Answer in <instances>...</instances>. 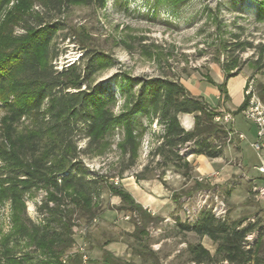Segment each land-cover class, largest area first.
I'll list each match as a JSON object with an SVG mask.
<instances>
[{"label":"trees","instance_id":"obj_1","mask_svg":"<svg viewBox=\"0 0 264 264\" xmlns=\"http://www.w3.org/2000/svg\"><path fill=\"white\" fill-rule=\"evenodd\" d=\"M74 5L103 9L106 0H0V195L16 213L19 205L23 208L26 194L33 190L45 193L37 208L38 223L15 221V235L28 241L35 256L13 252L7 240L0 244V264H83L80 253H71L73 228L76 221L88 223L101 215L104 192L120 199L118 207L107 209L129 214L134 228L127 235L137 243L142 241L146 229L158 218L122 186L90 176L83 164L84 157L102 156L109 150L117 133L121 135L116 144L121 176L135 166L150 118L162 126L154 150L157 164L171 167L185 178L193 170L187 161L189 154L218 158L227 140L225 128L213 120L217 113L178 79L161 76L130 81L121 89L125 108L115 114L114 96L90 86L92 77L104 67L102 57L84 50L85 62L55 69L54 42L64 29L57 18ZM255 19L264 22V0ZM248 47L260 51L255 63L264 68V44ZM220 68L222 83L210 76L204 79L218 90L220 105H224L229 101L227 81L240 70L235 65L222 64ZM256 94L264 103V85L256 87ZM247 105L244 97L233 116ZM182 114L194 116L192 130L181 126ZM79 142H85L83 148ZM175 223L180 233L207 237L216 247L212 255L200 243L189 244L192 264H264V232L253 248H245L247 236L258 223L243 226L244 221L218 219L211 210H202L192 222L175 219ZM133 254L141 264L154 256L143 246ZM95 263L135 264L103 249Z\"/></svg>","mask_w":264,"mask_h":264},{"label":"rangeland","instance_id":"obj_2","mask_svg":"<svg viewBox=\"0 0 264 264\" xmlns=\"http://www.w3.org/2000/svg\"><path fill=\"white\" fill-rule=\"evenodd\" d=\"M260 1L106 0L103 9L74 5L57 18L64 29L55 39L57 57L52 64L55 69L61 70L85 62L84 50L102 57L104 67L92 77L90 86L103 88L107 94L114 96L117 100L115 114L125 108L126 99L121 89L134 79L164 76L180 82L183 80L191 87L204 85V88L209 85L204 79L206 76L215 80L218 74H223L220 68L222 64L239 66V70L247 74V83H253L256 93V87L264 85V68L259 69L262 63H255L260 51L248 46L264 44V22L255 19ZM137 90L135 88L134 92ZM228 107L235 109L234 98ZM216 108L212 110H220ZM233 125L235 132L243 135L244 139L238 147L239 164L237 160L233 161V166H238L234 168L233 175L226 178L218 174L206 179L212 173L197 176L193 164L188 161L190 156L187 161L193 170L189 178L171 167L158 165L159 159L154 156V150L159 144L162 126L154 118H150V125L147 124L148 132L142 140L135 166L122 176L116 146L121 139L119 133L115 135L112 147L102 156L84 157L83 164L90 176L104 177L107 182L122 187L134 182L147 194L154 196L157 202H161V195L156 193L155 188L162 186L173 211L166 217L155 214L158 221L146 229L147 235L137 243L127 235L128 232L122 231H133L129 214L107 209L108 206L118 207L120 202L117 205L115 203L120 199L104 192L101 202L105 209L102 213L109 211V215L104 218L99 215L88 223L76 221L71 253L78 251L81 246L88 256L89 264H96L105 244L112 248L120 246V251L112 252L115 258L141 264L140 258L133 253L143 246L147 253L154 255L146 264H192L187 253L189 244L200 243L212 255L216 247L207 237L197 238L189 233H180L175 219L187 222L190 216V219L195 220L202 210L211 209L224 214L225 219L244 221L243 226L258 223L256 230L246 238L245 248H253L264 232V197L254 190L257 186L264 187V175L258 171L262 160L251 147L256 142L255 127L241 114L235 115ZM225 142L224 154L229 156L231 149L227 148L234 144V138L229 143L227 140ZM84 143L79 142V148H83ZM260 155L264 161V151ZM200 178L204 180L199 181ZM44 198V191H31L23 197L24 209L19 205L15 213L11 203L0 195V244L8 240V247L13 252L35 256L28 241L15 235L18 230L15 221L19 219L25 224L28 221L38 223L40 216L37 208ZM114 211L116 213L112 215ZM99 230H106L102 231L106 235L97 241L101 234ZM262 240L264 243V236ZM94 245L100 247L101 253L93 252Z\"/></svg>","mask_w":264,"mask_h":264},{"label":"crops","instance_id":"obj_3","mask_svg":"<svg viewBox=\"0 0 264 264\" xmlns=\"http://www.w3.org/2000/svg\"><path fill=\"white\" fill-rule=\"evenodd\" d=\"M223 79H224V75L218 74L217 79H215L214 81L216 83H222ZM181 83L193 96L202 97L210 108L217 107L216 110L220 109L232 114L242 104L244 100V87L247 84V74H244L243 72L240 71L236 76L228 79L227 92L229 95V101L224 103V105H220L219 92L216 88L210 85L205 86L204 88H203L204 85L201 87H193V86L191 87L183 80H181ZM233 98L235 99L236 107L235 109H230L228 105L231 103ZM179 121L181 126L185 130L187 131L192 130L194 125L193 115L182 114L179 116ZM233 124L231 128L234 131H236L235 125ZM240 141H242V139H238L237 137L234 138V144L230 146L231 148L230 147L227 148L228 150L231 149L229 156H225L224 154L226 149L223 150V153L220 157L215 159H208L204 156H198V155L190 156L188 161L193 164L194 173L197 176H204L213 172H218L220 175H222L223 178L233 175L234 168L237 167L239 164L240 152L238 147L240 146ZM234 160H237L238 164L233 166ZM123 187L126 189V191H128L131 194V196L134 198L136 203L140 204L144 209L150 212L152 216L157 214V215H161V217H166L170 212L173 211L172 203L169 202L168 196L162 186L161 188L159 187L155 188L156 193L161 195V202H157L154 196H150L149 194H147L145 191L142 190V188L137 186V184H135L134 182L130 183L128 186L123 185ZM119 202L120 200H117L115 204L117 205L119 204ZM108 213L110 212L105 211L104 213L101 214L100 218H104L106 215H109ZM111 213L113 215V213H116V211ZM102 231H106V230L98 231L99 234L100 233L101 234L98 237L97 241L101 240L103 238V235H106L103 234ZM122 231L128 233L132 232V230H122ZM102 249L112 253L115 250L120 251L122 248L120 246H115L112 248L109 245H104ZM93 252H100V247L98 245H94Z\"/></svg>","mask_w":264,"mask_h":264},{"label":"built area","instance_id":"obj_4","mask_svg":"<svg viewBox=\"0 0 264 264\" xmlns=\"http://www.w3.org/2000/svg\"><path fill=\"white\" fill-rule=\"evenodd\" d=\"M244 97L248 98V105L240 114L243 118L250 122L256 130V142L251 144V147L256 151L258 158L262 160L260 153L264 151V103L260 101L257 94L255 93V89L252 82H248L244 87ZM212 110V108H209ZM213 111V110H212ZM215 112V111H214ZM217 115L214 117V122L221 125L227 131V142L229 143L233 138L237 137L238 139H244L243 135L236 133L231 127L234 122V116L228 112L223 110L216 111ZM192 156V155H188ZM258 171L260 174L264 175V163L261 162V165L258 167ZM218 172H213L208 178H214L218 176ZM204 180V178H200L199 181ZM255 191H258L261 197H264V187L257 186L254 188ZM213 215L218 219H225L224 214H218L216 210L211 209ZM194 219H190L188 217V222H192ZM82 255L83 264H87L88 256L83 248L80 246L78 251H76ZM64 262V260H63Z\"/></svg>","mask_w":264,"mask_h":264}]
</instances>
